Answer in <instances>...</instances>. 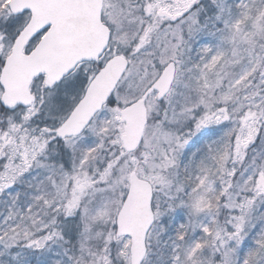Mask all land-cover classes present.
Masks as SVG:
<instances>
[{"label": "snow or ice", "instance_id": "6c2138e0", "mask_svg": "<svg viewBox=\"0 0 264 264\" xmlns=\"http://www.w3.org/2000/svg\"><path fill=\"white\" fill-rule=\"evenodd\" d=\"M0 264H264V0H0Z\"/></svg>", "mask_w": 264, "mask_h": 264}]
</instances>
